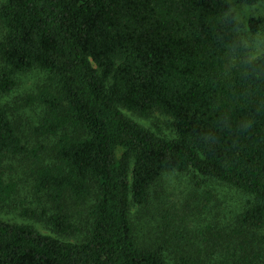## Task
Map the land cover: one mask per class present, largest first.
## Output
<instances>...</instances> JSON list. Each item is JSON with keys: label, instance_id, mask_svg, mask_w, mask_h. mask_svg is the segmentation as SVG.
<instances>
[{"label": "trees", "instance_id": "obj_1", "mask_svg": "<svg viewBox=\"0 0 264 264\" xmlns=\"http://www.w3.org/2000/svg\"><path fill=\"white\" fill-rule=\"evenodd\" d=\"M263 1L4 0L0 208L19 194L10 162L30 160L50 234L0 220V264H170L169 246L187 233L176 264H264V53L251 59L233 7ZM248 26L262 33L264 15ZM37 70L51 84L23 107L4 104ZM31 107L43 113L27 128ZM126 112L170 117L175 137ZM171 174L250 197L237 225L196 235L186 214L141 245L133 209ZM175 226L184 238L170 237Z\"/></svg>", "mask_w": 264, "mask_h": 264}, {"label": "rangeland", "instance_id": "obj_2", "mask_svg": "<svg viewBox=\"0 0 264 264\" xmlns=\"http://www.w3.org/2000/svg\"><path fill=\"white\" fill-rule=\"evenodd\" d=\"M3 1L0 0V4ZM233 5L238 20L243 26V41L249 49L251 59H259L264 53V31L254 36L248 24L252 18L264 15V1L257 6ZM18 81V89L3 102L4 104L9 102L14 106L19 103L18 105L23 107L29 96L37 93L39 88L51 84L49 75L38 70L20 75ZM25 112L28 113V117L24 116L23 123L27 128L31 125L29 118L37 120L43 113L42 109L38 107L27 108ZM126 114L159 135L167 138L175 137L173 120L160 112H155L147 117L130 112H126ZM9 166L10 175L19 185V194L15 197L13 205L0 208V220L13 224L34 225L43 233L50 234L37 217L40 199H37L33 192L34 166L32 162L25 158H17L13 159ZM249 200L250 197L235 189L202 177L196 178L191 174L167 175L160 183L158 191L153 195L151 203L141 210L133 209L137 240L141 245H153L156 235L159 238L163 236L160 234L163 230H159L161 226L182 223L186 214L189 217L188 222L183 225L196 235H199L201 231H206L208 227H214L218 231L232 229L237 225L238 216ZM25 211H28V216L24 214ZM78 218L81 217L78 216ZM164 220L168 221L167 225ZM181 230V227H176L167 232L171 234V238H174L175 235L184 238ZM175 231L177 232L173 233ZM184 239L171 243L172 245L169 246L167 255L170 264H176L178 251L185 249L186 240L192 241L188 233ZM71 240L75 241V239ZM188 252L190 251L188 250Z\"/></svg>", "mask_w": 264, "mask_h": 264}]
</instances>
